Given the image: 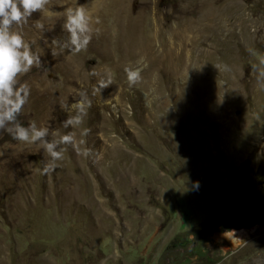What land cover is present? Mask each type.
<instances>
[{
  "label": "rangeland",
  "instance_id": "obj_1",
  "mask_svg": "<svg viewBox=\"0 0 264 264\" xmlns=\"http://www.w3.org/2000/svg\"><path fill=\"white\" fill-rule=\"evenodd\" d=\"M77 2L91 42L54 57ZM123 3L50 0L13 25L42 61L20 78L19 122L83 143L41 175L42 147L0 131V264H264V0ZM126 65L142 68L135 87ZM98 79L112 83L93 95ZM82 92L92 106L66 129L60 104Z\"/></svg>",
  "mask_w": 264,
  "mask_h": 264
},
{
  "label": "clouds",
  "instance_id": "obj_2",
  "mask_svg": "<svg viewBox=\"0 0 264 264\" xmlns=\"http://www.w3.org/2000/svg\"><path fill=\"white\" fill-rule=\"evenodd\" d=\"M50 0H0V131H6L14 140L27 144H39L49 159L43 162L40 169L41 175H49L58 167L57 162L63 159L66 147L71 146L79 152V143L73 132L66 134L52 133L57 138L49 140V128L38 127L33 121L27 127L21 124L18 116L27 104L31 94L30 86L21 83L20 78L29 73L33 67H41L42 61L38 54L34 53L30 44L18 31H13V25L27 23L34 13L48 12L46 6ZM65 19L62 30L68 35L63 42L53 40L54 47L51 48L52 56L58 55V49H67L79 53L86 50L91 42L93 34V20L86 8L79 4L67 7L63 13ZM99 23V21H95ZM35 28L44 31L45 25L36 21ZM141 61L136 62L140 65ZM260 64L264 65V56L260 58ZM126 81L130 88L135 87L142 81V68L139 66L126 65L123 69ZM91 75H98L95 71ZM264 78V71H260L257 77L258 84ZM110 79H98L93 86V95H102V91L111 85ZM264 87V84L260 85ZM92 101L88 99L87 93L82 92L80 99L69 104L67 101L60 104V109L69 115L62 123L64 128H77L84 123L87 110L91 108ZM90 128H84L81 135L87 136ZM85 157L96 156L93 149L85 148ZM0 155H3L0 153ZM118 256V253H116Z\"/></svg>",
  "mask_w": 264,
  "mask_h": 264
},
{
  "label": "bare ground",
  "instance_id": "obj_3",
  "mask_svg": "<svg viewBox=\"0 0 264 264\" xmlns=\"http://www.w3.org/2000/svg\"><path fill=\"white\" fill-rule=\"evenodd\" d=\"M112 1V3L113 4H120V6H121V4H124L123 2H124V0H111ZM117 5V6H118ZM115 7H116V5H114ZM119 8V7H118ZM121 8V7H120ZM119 8V9H120ZM117 9V8H116ZM118 10V9H117ZM121 10V9H120ZM200 87V86H199ZM198 95L199 96H205V98H207V99H210V100H216L215 99V96H214V92H213V90H212V88L211 87H209L208 85H203V86H201L200 88H198ZM201 109V110H200ZM199 110L202 112V114L201 115H203V117L207 120V117H208V115H210V112L209 111H207V110H204V108L203 107H201ZM198 112V111H197ZM207 115V116H206ZM194 117V116H193ZM197 118V117H196ZM204 119V120H205ZM201 121H203V120H201Z\"/></svg>",
  "mask_w": 264,
  "mask_h": 264
},
{
  "label": "trees",
  "instance_id": "obj_4",
  "mask_svg": "<svg viewBox=\"0 0 264 264\" xmlns=\"http://www.w3.org/2000/svg\"><path fill=\"white\" fill-rule=\"evenodd\" d=\"M230 193L232 194L233 192H232V191H230ZM248 224L250 225V222H249Z\"/></svg>",
  "mask_w": 264,
  "mask_h": 264
}]
</instances>
